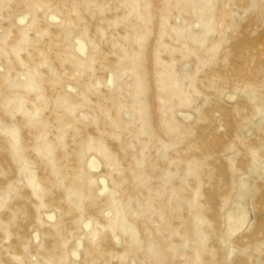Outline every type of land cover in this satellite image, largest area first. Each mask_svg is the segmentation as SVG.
Returning <instances> with one entry per match:
<instances>
[{"label": "rangeland", "instance_id": "rangeland-1", "mask_svg": "<svg viewBox=\"0 0 264 264\" xmlns=\"http://www.w3.org/2000/svg\"><path fill=\"white\" fill-rule=\"evenodd\" d=\"M0 264H264V0H0Z\"/></svg>", "mask_w": 264, "mask_h": 264}]
</instances>
